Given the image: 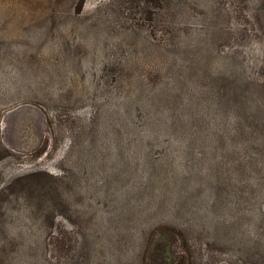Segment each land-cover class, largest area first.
I'll use <instances>...</instances> for the list:
<instances>
[{"label": "rangeland", "instance_id": "rangeland-1", "mask_svg": "<svg viewBox=\"0 0 264 264\" xmlns=\"http://www.w3.org/2000/svg\"><path fill=\"white\" fill-rule=\"evenodd\" d=\"M197 1L0 0V189L59 178L41 211L1 193L0 264L57 237L90 247L67 264H143L160 226L193 264L236 247L264 193V0Z\"/></svg>", "mask_w": 264, "mask_h": 264}, {"label": "trees", "instance_id": "trees-1", "mask_svg": "<svg viewBox=\"0 0 264 264\" xmlns=\"http://www.w3.org/2000/svg\"><path fill=\"white\" fill-rule=\"evenodd\" d=\"M84 2L85 0H80V7ZM146 4L152 10L167 11L168 17L173 16V6L177 5L176 0H146ZM197 5L208 11L212 6L209 0H198ZM153 12H147V8H145V13L149 15L151 24L159 20L157 14ZM170 20L168 18L164 21ZM51 179L59 180L58 177L54 178L48 173H33L17 181L13 180L9 185L0 189V195L17 183L24 182L23 190L30 195L31 200H36L40 204V209L37 210L41 211L43 205L49 203L55 193ZM258 193L250 194L248 192L243 197L249 204V208L244 209L246 228L242 231L240 238L236 237L233 241V245L236 244V247L233 246L229 252L223 253V256L225 255L223 261L219 259L218 253L205 249V252L200 253V256L197 257L200 259L198 264H220L221 262L226 264H264V193ZM55 199L56 197L53 201ZM258 199H262L263 206L259 207L254 203L258 202ZM55 217L54 213L48 217L50 227L54 226ZM152 233L143 254V264H193L195 262L192 245L182 228L160 226ZM86 249L89 250L90 247L79 241L57 237L44 241L42 247L37 248L38 254L36 253L34 258L28 256L26 262L27 264H67L72 252L80 251L82 253ZM107 250H112V248L107 246Z\"/></svg>", "mask_w": 264, "mask_h": 264}]
</instances>
